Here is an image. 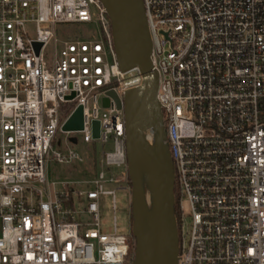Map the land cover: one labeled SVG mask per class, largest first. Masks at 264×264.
I'll return each mask as SVG.
<instances>
[{
  "label": "built area",
  "instance_id": "2783aa9c",
  "mask_svg": "<svg viewBox=\"0 0 264 264\" xmlns=\"http://www.w3.org/2000/svg\"><path fill=\"white\" fill-rule=\"evenodd\" d=\"M142 5L174 172L177 264H264V0ZM92 6L96 35L58 32L94 22ZM141 82L137 68L120 71L100 0H0V264H132L131 236L115 214L103 226L99 200L112 196L115 212L108 186L128 177L124 110L107 92L122 106ZM77 105L83 129L63 131ZM77 134L112 149L92 178L51 189L49 160L86 164Z\"/></svg>",
  "mask_w": 264,
  "mask_h": 264
},
{
  "label": "water",
  "instance_id": "95a60500",
  "mask_svg": "<svg viewBox=\"0 0 264 264\" xmlns=\"http://www.w3.org/2000/svg\"><path fill=\"white\" fill-rule=\"evenodd\" d=\"M110 19L115 54L122 73L137 68L142 76L140 86L125 91L123 105L112 90L107 92L117 109L124 110L125 155L131 186V233L135 239L133 264H177L179 237L174 218V172L165 144V128L157 100L158 75L150 54L152 43L146 24L142 0H100ZM37 51L41 47L35 44ZM108 98L102 105H108ZM83 110L77 105L62 124L63 131L83 129ZM92 137L99 136V122L93 120ZM148 134L151 135L150 142ZM71 142L76 144L74 137ZM147 175L152 192L153 209L147 217L152 238L147 235L144 220L141 173Z\"/></svg>",
  "mask_w": 264,
  "mask_h": 264
},
{
  "label": "rangeland",
  "instance_id": "374dc122",
  "mask_svg": "<svg viewBox=\"0 0 264 264\" xmlns=\"http://www.w3.org/2000/svg\"><path fill=\"white\" fill-rule=\"evenodd\" d=\"M92 12L94 13L93 19L94 22H91L90 24H81V25H59L57 27L58 32L60 33H66L73 35L74 33H80L81 31H91L93 34H97L98 28H97V20L98 15L95 11V8L91 7ZM28 30L31 35H34V30L31 25L28 26ZM78 140L77 144L73 146V149L82 154L83 156H87L86 164L82 163H56L54 160H49L47 162V176L48 181L53 182L55 181L56 184L53 186L51 185V189H59L60 183L62 181H75L78 179H89L94 176V172L98 169L99 164V157L101 155V152L104 150L106 152L110 151L112 149L111 143L106 144L105 146H102L101 142L99 141H93V143H85L82 142L80 139V135L77 134ZM152 142V140H151ZM116 171L119 170L116 167H113ZM128 173V172H127ZM125 188H117V186L111 185L108 186V189L115 188V206L116 211L114 212V208L112 206V196L109 195H102L99 200V207H100V217H101V223L103 226L108 229L112 228V220L113 216L115 214L117 227H118V233L124 234L127 236H131L133 243L131 252H134V245H135V239L132 236L131 233V227H132V215H131V186H130V179H129V173L126 182L123 184ZM117 188V189H116ZM183 208L187 209V204L183 202ZM148 220V219H147ZM149 224V221H148ZM133 255L132 264L134 263L135 254L130 253Z\"/></svg>",
  "mask_w": 264,
  "mask_h": 264
},
{
  "label": "bare ground",
  "instance_id": "6f19581e",
  "mask_svg": "<svg viewBox=\"0 0 264 264\" xmlns=\"http://www.w3.org/2000/svg\"><path fill=\"white\" fill-rule=\"evenodd\" d=\"M148 138L149 140H151V135L148 134ZM141 173V189H142V193H143V204L145 205L144 207V220L147 223V235L148 238L150 240V242L152 243V238H151V234H150V230H149V224H148V220L147 217L151 214L152 209H153V205H152V192L151 189L149 187V183H148V179H147V175L146 173L143 171L140 172Z\"/></svg>",
  "mask_w": 264,
  "mask_h": 264
},
{
  "label": "trees",
  "instance_id": "16d2710c",
  "mask_svg": "<svg viewBox=\"0 0 264 264\" xmlns=\"http://www.w3.org/2000/svg\"><path fill=\"white\" fill-rule=\"evenodd\" d=\"M132 253H134V252L132 251Z\"/></svg>",
  "mask_w": 264,
  "mask_h": 264
}]
</instances>
